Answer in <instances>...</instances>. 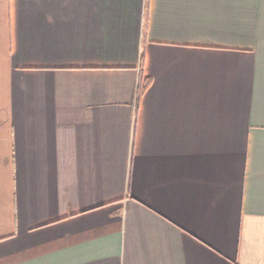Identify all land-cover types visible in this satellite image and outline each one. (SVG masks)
Masks as SVG:
<instances>
[{
    "label": "crops",
    "instance_id": "crops-1",
    "mask_svg": "<svg viewBox=\"0 0 264 264\" xmlns=\"http://www.w3.org/2000/svg\"><path fill=\"white\" fill-rule=\"evenodd\" d=\"M0 264H264V0H0Z\"/></svg>",
    "mask_w": 264,
    "mask_h": 264
},
{
    "label": "trees",
    "instance_id": "trees-1",
    "mask_svg": "<svg viewBox=\"0 0 264 264\" xmlns=\"http://www.w3.org/2000/svg\"><path fill=\"white\" fill-rule=\"evenodd\" d=\"M142 59H144V54L142 55ZM151 83H152V78L150 76L141 73L137 87L139 98L143 96V94L147 91Z\"/></svg>",
    "mask_w": 264,
    "mask_h": 264
}]
</instances>
